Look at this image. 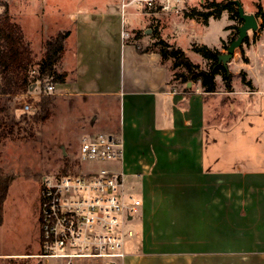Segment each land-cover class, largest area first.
<instances>
[{
    "label": "crops",
    "instance_id": "1",
    "mask_svg": "<svg viewBox=\"0 0 264 264\" xmlns=\"http://www.w3.org/2000/svg\"><path fill=\"white\" fill-rule=\"evenodd\" d=\"M5 1L34 54V34L44 46L70 31L61 69L73 74L56 85L60 95L114 103L117 127L109 134L121 138L124 155L107 168L122 173L142 200L124 264H264V98L259 105L253 97L264 90L250 55L264 31L249 32L242 45L249 62L237 49L229 64L238 67L235 75L245 71L253 88L235 77L240 83L227 91L217 77L210 94L200 83L171 81L157 55L136 51L127 31L137 22L136 5L122 7L129 0ZM221 20L223 35L217 45L206 44L211 48L231 36L226 27L234 21L225 12L201 27ZM58 25L66 29L53 35Z\"/></svg>",
    "mask_w": 264,
    "mask_h": 264
},
{
    "label": "rangeland",
    "instance_id": "2",
    "mask_svg": "<svg viewBox=\"0 0 264 264\" xmlns=\"http://www.w3.org/2000/svg\"><path fill=\"white\" fill-rule=\"evenodd\" d=\"M240 1L246 6L248 13L257 10L258 2L264 6V0ZM200 2L201 0H185V6L172 15L162 12L146 14L142 8L132 7L138 19L134 25L127 28L130 44L139 53L157 55L161 65L169 69L171 81H174L172 79L177 69L173 67L172 58H162L160 50L163 45H159V39L153 36L154 30L157 29L159 37L169 45L181 48L201 69L209 70L211 61L194 52L192 45L198 42L209 46L217 45L223 35L225 20L213 21L209 28H201L203 24L195 21L199 25L195 27L191 19L184 17L183 10L199 7ZM0 10H2L1 7ZM228 24L231 22L228 21ZM33 25L26 28L28 35H33ZM64 27L58 25L51 29V33L55 35L54 33L59 29H66ZM231 30L228 29L229 32ZM32 37L34 39L33 49L39 57L31 66V76L35 81L32 85L34 89L16 96L0 94V167L14 177L4 204V222L0 226V264H66L62 260H41L36 256L41 253L39 220L41 183L45 177L63 175L64 171H66L65 174H73L107 168L106 162L80 160L78 152L81 138L84 135L114 132L117 127L116 110L114 103L106 104L94 98L83 99L60 95V91L47 94L45 86L50 84V79L45 77L40 80L38 65V61L43 56L39 49L40 47L43 49L45 44L41 46L37 35L34 34ZM229 40L228 38L226 41ZM219 50L223 51L222 53L227 52L222 48V43H220ZM250 55L254 69L251 73L257 86L264 90V40L258 45L257 53L251 51ZM241 60L244 62L243 58ZM230 68L237 70L238 67L233 64ZM56 70L62 71L61 62ZM178 70L182 69L178 68ZM231 70L229 69L233 74ZM233 75L232 83L238 85L240 80L235 77L240 78L239 73ZM217 77L219 83L223 82L221 76ZM45 95L54 100L51 115L45 121L35 120L34 114L39 112V102ZM250 97L247 95L245 98L249 101ZM253 97L257 104L262 105L260 102L264 98L263 94H256ZM24 101L34 105L32 111L23 110ZM128 227L133 230V224ZM133 240V237L129 238L127 247L133 245ZM169 258L182 259V257ZM243 262L255 263L254 261ZM72 264H101V262L76 260Z\"/></svg>",
    "mask_w": 264,
    "mask_h": 264
},
{
    "label": "built area",
    "instance_id": "3",
    "mask_svg": "<svg viewBox=\"0 0 264 264\" xmlns=\"http://www.w3.org/2000/svg\"><path fill=\"white\" fill-rule=\"evenodd\" d=\"M150 14L178 13L185 0H129ZM127 34L123 30V37ZM35 86V85H34ZM34 89L31 88V90ZM47 94L56 85L46 84ZM34 105L24 101L23 110ZM120 137L113 134L85 135L80 142V160L112 162L123 158ZM41 260H98L101 264H124L126 244L142 200L131 191L122 173L109 168L87 173L45 177L39 194Z\"/></svg>",
    "mask_w": 264,
    "mask_h": 264
},
{
    "label": "trees",
    "instance_id": "4",
    "mask_svg": "<svg viewBox=\"0 0 264 264\" xmlns=\"http://www.w3.org/2000/svg\"><path fill=\"white\" fill-rule=\"evenodd\" d=\"M0 94L5 96H16L28 93L35 82L31 76V66L34 64L36 56L31 48L30 43L26 40L23 28L14 21L10 14L9 4L5 0H0ZM255 16L259 22V29L264 31V6L257 4ZM227 12L229 18L237 23L227 26L226 29H232L233 32L229 37V41H222V48L227 50L231 41L236 39L238 28L243 24L239 13L238 6L234 0H204L199 7L192 9H184L185 18L195 20L208 25L210 19H220L223 13ZM153 36L158 38V44L161 46V56L163 59L172 58L174 60L173 67L177 69L172 80L186 85L191 83H200L207 93H215L217 91L216 77L221 76L225 89L232 91L234 75L229 71L220 60L219 56L222 52L218 48H211L206 44L194 43L192 50L205 59L211 61L209 70L201 69L195 64L181 49L169 45L166 41L159 37L158 30H154ZM70 31L58 33L56 36L46 41L42 58L38 61L40 80L45 77L50 79V84L60 85L72 79V72L58 71L57 65L62 61L66 50V39ZM256 34V31L254 32ZM249 42V36L244 43ZM242 52L244 62H248L243 47L239 48ZM178 68L182 70H178ZM241 82L253 88L252 81L248 79L247 73L241 71L239 73ZM44 86L43 83H41ZM186 90L190 88L185 87ZM53 98L43 96L39 102V112L34 114L35 120L45 121L51 115V106ZM64 174L66 171L63 172ZM14 177L0 167V226L4 222V204L8 196L10 186ZM42 185V183H41Z\"/></svg>",
    "mask_w": 264,
    "mask_h": 264
},
{
    "label": "water",
    "instance_id": "5",
    "mask_svg": "<svg viewBox=\"0 0 264 264\" xmlns=\"http://www.w3.org/2000/svg\"><path fill=\"white\" fill-rule=\"evenodd\" d=\"M238 6V13L243 21V24L238 28V35L236 39L231 41L227 52L222 53L219 56V60L228 67L231 61L233 60L234 54L237 49H239L245 42V39L249 36V32H255L259 29V22L255 14H248L245 12V9L240 0H234ZM192 83L189 82L188 86H191Z\"/></svg>",
    "mask_w": 264,
    "mask_h": 264
}]
</instances>
